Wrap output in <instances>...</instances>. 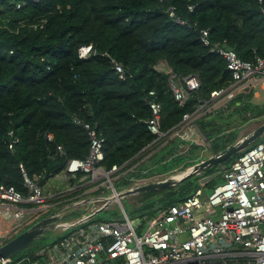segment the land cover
I'll use <instances>...</instances> for the list:
<instances>
[{
    "label": "trees",
    "instance_id": "trees-1",
    "mask_svg": "<svg viewBox=\"0 0 264 264\" xmlns=\"http://www.w3.org/2000/svg\"><path fill=\"white\" fill-rule=\"evenodd\" d=\"M169 5L185 23L170 18ZM261 6L264 0H0V185L25 195L20 163L29 176L42 173L44 183L63 171L67 159L85 158L89 135L75 117L95 126L104 137L101 166L131 160L120 169L115 188L131 185L139 176L175 173L194 164L201 147L191 144L181 153L179 145L186 142L176 136L152 154L140 155L153 138L144 122L150 116L144 98L155 90L162 129L168 130L194 109L198 99H208L211 90L230 84L232 74L225 60L201 42L199 30H209L212 44L254 61L264 57ZM81 45L91 46L87 57L79 56ZM107 54L121 64L125 78ZM159 63H166L179 82L187 75L198 78V87L184 105L173 98L168 73L155 67ZM253 91L249 87L227 101V108L206 111L196 119L212 152L235 142L239 129L257 117L249 113ZM9 131L17 138L12 148ZM48 132L51 139L45 135ZM261 140L264 136L250 146ZM240 153L175 185L142 192L139 201L143 207L155 202L168 207L191 194L198 187L192 180L199 177H207L206 187L211 183V189L222 181L221 167H229ZM78 177L70 183H81ZM86 188H91L88 197L108 190L92 184ZM52 210L17 226L0 239V245ZM116 213L103 220H113ZM45 243L37 239L20 252L31 257Z\"/></svg>",
    "mask_w": 264,
    "mask_h": 264
},
{
    "label": "built area",
    "instance_id": "built-area-1",
    "mask_svg": "<svg viewBox=\"0 0 264 264\" xmlns=\"http://www.w3.org/2000/svg\"><path fill=\"white\" fill-rule=\"evenodd\" d=\"M188 9L192 10L193 5ZM260 9L264 17V6ZM167 11L173 21L185 23L176 16L173 5H169ZM199 37L204 45L225 60L232 82L211 90L208 99H198L195 108L185 112L168 130L162 129L161 103L156 92L149 90L144 99L150 116L144 122L153 138L140 150V155L173 136L188 139L200 115L218 106L227 108V101L245 86L249 88L255 81L264 80V57L243 60L233 49L212 44L206 28L199 30ZM78 52L79 56L87 57L91 46L81 45ZM109 58L120 77L125 78L121 64L113 57ZM155 67L168 73L173 98L179 105H184L190 91L198 87V78L187 75L179 82L166 63ZM74 121L87 129L88 154L83 159H67L63 171L52 177L71 180L81 173L79 181L93 187L104 186L110 194L98 196L99 204L95 210L116 201L121 206L122 217L114 221H91L87 217L60 220V226L56 228L58 236L37 248L33 256H24L25 264H264V140L244 148L228 168H223L221 183L209 191L199 186L181 202L160 208L157 214L147 218L146 228L138 232L142 221L135 223L130 219L122 197L118 195L121 190L114 186V180L122 175L120 169L131 160L112 164L110 168L101 166L104 137L89 122L77 117ZM9 134L13 136L12 131ZM45 135L48 139L53 137L51 132ZM16 141V137L11 138L8 147L12 148ZM58 148L63 152L61 146ZM19 167L27 193L24 195L13 186L0 185V223L17 222L25 213L43 207L51 198L44 193V183L40 181L42 173L29 176L22 163ZM132 184L127 188L138 182ZM77 186L74 183L71 188ZM2 237L6 236L0 234ZM20 262H15L11 256L0 260V264Z\"/></svg>",
    "mask_w": 264,
    "mask_h": 264
},
{
    "label": "water",
    "instance_id": "water-1",
    "mask_svg": "<svg viewBox=\"0 0 264 264\" xmlns=\"http://www.w3.org/2000/svg\"><path fill=\"white\" fill-rule=\"evenodd\" d=\"M264 136V117L262 122L257 125L252 131L245 134L235 142L229 144L224 149L213 153L212 155L198 161L191 166H189L185 171L180 174V177H175L176 175H170L164 179L150 181L148 183L138 184L133 187L121 190L118 195L120 197H125L130 194H135L144 191L157 190L161 188H166L171 185H175L186 177H190L193 174L198 173L206 167L212 166L214 164H220L227 160L229 157L236 155L238 152L242 151L244 148L249 146L252 142ZM82 201H75L72 204H79ZM107 205L100 206L91 217L95 216L98 212L103 211ZM61 216L57 214V209L46 214L45 216L39 218L34 223H32L28 228L24 229L8 241L0 245V260L12 256L13 254L29 247L37 239L45 240L47 233L59 227V223L56 222Z\"/></svg>",
    "mask_w": 264,
    "mask_h": 264
},
{
    "label": "crops",
    "instance_id": "crops-1",
    "mask_svg": "<svg viewBox=\"0 0 264 264\" xmlns=\"http://www.w3.org/2000/svg\"><path fill=\"white\" fill-rule=\"evenodd\" d=\"M255 82H258V81H255ZM254 82V83H255ZM253 83V84H254ZM253 84H252V86H253ZM247 89H249V88H247V86H245L240 92H238L237 94H239V93H241V92H246V90ZM254 93V92H253ZM236 94V95H237ZM235 95V96H236ZM234 96V97H235ZM190 97V96H189ZM217 106V105H216ZM219 107H221V106H218V107H215V108H212L211 110H209L210 112H212V111H216ZM195 108V107H194ZM196 122V121H195ZM177 138H179V139H181L183 142H186L185 144H180L179 146H180V151L179 152H184L185 150H187V148L191 145V144H196V145H199L201 148H200V157H199V159H196V161H195V163L196 162H198V161H201V160H203L204 158H206L205 157V154H206V151L208 152V155L210 156V155H212L214 152H212L211 150H210V143H209V141L205 138V136L201 133V131L199 130V128H198V125H197V123H196V127L195 128H192L191 129V134H190V136H189V138L188 139H183V138H180L179 136H176ZM172 138H174V136L172 137ZM172 138H170V139H172ZM169 139V140H170ZM206 140V143H203V140ZM239 139V138H238ZM238 139H236V140H238ZM168 140V141H169ZM167 143V141L166 142H164L163 144H159V145H157L153 150H151V151H149L148 153H147V155L146 156H148V154L150 155V154H152L154 151H156L157 150V148H159V146H162V145H165ZM241 152V151H240ZM185 153V152H184ZM143 159V158H142ZM141 159V160H142ZM221 164V163H220ZM214 165H216V164H214ZM214 165H212V166H214ZM189 166H191V165H189ZM189 166H187V167H185L184 169H182V170H178L177 172H175V175H178V174H181L183 171H185ZM209 167H211V166H209ZM207 168V167H206ZM222 168V171H223V168H228V167H221ZM205 169V168H204ZM203 169V170H204ZM148 170V169H147ZM146 169H143L141 172H146L147 171ZM203 170H201V171H199L198 173H196V174H201L202 173V171ZM176 173H178V174H176ZM171 174H173V173H165V174H153V175H151V176H148V177H144V178H142L141 180H136V181H134V182H138V184H143V183H148V182H150V181H156V180H160V179H164V178H166V177H168V176H170ZM222 174V173H221ZM193 175H195V174H193ZM214 175H215V173H214ZM192 176V175H191ZM51 178V177H50ZM49 178V179H50ZM48 179V180H49ZM223 179V178H222ZM207 177H202L201 178V181H202V183H201V185H206V183H207ZM60 181L62 182V183H67V181H68V183H67V186L68 185H70L69 187H68V189H66V190H59V188H58V190L55 188V185H53V184H50L52 187H54L53 188V191H51V190H47V188H46V184H47V180L44 182V193H45V191H46V193H45V195H47V196H49V197H51L50 199H48L47 201H51L50 203H45L44 204V206L43 207H38L37 208V212H44V211H47V210H49V209H52L53 207H54V205H55V209H57V211H58V215L59 216H61L56 222H59L60 220H75V219H77V218H81V217H87L88 218V220H95L94 218H95V216H93V217H91V215L96 211L95 210V208L97 207V205L99 204V200H98V195L97 196H93V197H91V196H85V195H87V192L88 191H91V188H89V189H84L85 187H86V185H88V184H85V185H83L82 186V184H84L83 182H81V183H77L78 184V186L76 187V189L74 190H72V192H68L67 190H69V188H71L72 187V184H70V180H65V179H63V178H61L60 177ZM65 181V182H64ZM206 182V183H205ZM137 184V185H138ZM172 186V185H171ZM200 185H198V187H199ZM197 188V187H196ZM150 191H152V190H150ZM66 192V194L64 195V193ZM144 192H146V191H144ZM76 193V194H75ZM135 194H138V193H135ZM63 195V196H62ZM62 196V197H61ZM82 196V197H81ZM84 196L85 197H87L86 199H84ZM99 197H100V195H99ZM76 198H80V200L79 201H81L82 200V202L81 203H79V204H77V205H75V204H71L72 203V200H74V199H76ZM72 199V200H71ZM70 200H71V202H70ZM77 200V201H78ZM183 200V199H182ZM181 200V201H182ZM180 201V202H181ZM177 203H179V202H177ZM54 204V205H53ZM61 205V206H60ZM160 208H163V207H158V210L160 209ZM54 208H53V211L55 210ZM105 209H106V207H105ZM34 210H36V209H34ZM157 210V211H158ZM157 211H156V213L155 214H157ZM32 213V212H31ZM50 213V212H49ZM155 214H152V215H155ZM29 216H30V212H28V213H25L24 215H23V217L22 218H20L19 219V221H13V223H12V225L13 224H15V222L18 224L20 221H22V220H24V219H28L29 218ZM120 217H122V215H121V212L119 213V214H117V215H115L114 216V218H113V220H110V221H114V220H120L121 218ZM98 220H100V219H98ZM108 221V220H107ZM17 224L16 225H13L11 228H13L14 227V229H17L16 227H17ZM10 228V229H11ZM58 228V227H57ZM6 236H8V235H6ZM2 238H4V237H2ZM1 238V239H2Z\"/></svg>",
    "mask_w": 264,
    "mask_h": 264
},
{
    "label": "rangeland",
    "instance_id": "rangeland-1",
    "mask_svg": "<svg viewBox=\"0 0 264 264\" xmlns=\"http://www.w3.org/2000/svg\"><path fill=\"white\" fill-rule=\"evenodd\" d=\"M251 88L254 90L253 91L254 93H253V95H252V97L250 99L251 107H249V108H251V110H250L249 113H250V115L257 116V117L253 118L252 122H249L244 127L239 129L237 139L241 138L245 134H247L250 131H252L257 125H259L262 122V118L264 117V80H258V82H255L253 84V86H251ZM203 143H206L205 139L203 140ZM208 156H209L208 152L206 151L205 157H208ZM173 174H175V173H173ZM173 174H171V175H173ZM142 178H144V177L143 176H139L138 178H136V180H141ZM200 178L201 177H199L198 180H196V179L192 180V183L195 186L196 185H200L206 191H209V188H210L209 186H211L210 185L211 183L210 184L208 183L207 187H206V185L205 186L201 185L202 181H201ZM48 179H46L48 181L47 184H46L47 190L53 191L54 187H52L50 184L55 185V188L57 190H58V188H59V190H66L70 186V185L67 186L68 181H67V183L65 181H64L65 183H62L60 181V178H57V177H51L49 180ZM85 184H87V183L85 182L84 184H82V186L85 185ZM131 185H134V184H131ZM128 186L127 185L126 186L123 185L122 187L121 186H116V188H117V190H123V189H126ZM102 187H104V186H102ZM73 189L75 190L76 187L75 188H69V190H67V191L68 192H72ZM103 192H107V194H110V190L103 191ZM45 193H46V191H45ZM140 193H142V192H139L138 194H130V195H127V196L122 198V204L124 205L125 211L128 213L130 219L133 222H135V223L138 222V221H142V224L139 227L138 232H142L146 228L147 218H149L152 214H155L156 213L155 210L158 207H161L159 202L153 203L150 207H143V205H141L142 203L139 201V199L141 197ZM65 194H66V192L64 193V195ZM86 198L87 197L84 196V199H86ZM79 200H80V198H79ZM75 201H77V200L72 201V203L75 202ZM47 202L50 203L51 201H46L45 203H47ZM53 208L55 209V205H54ZM107 208H109L110 211H107V212L100 211V212H98L95 215V217H96L95 220L96 219H100V220L109 219V218H111V214L112 213H116L117 212L116 214H119L121 212V206H119L116 201H112L107 206ZM41 213H43V212L39 213V212H37V209L32 211V213H30L29 218L20 221L17 224V226L23 225V224L31 221L35 217H40ZM112 218H114V216ZM12 223H13V221H8L7 223L5 221H2L0 223V234H4V236H6L11 231L16 230V229H14V227L11 228ZM58 232H59V230H56V229H53L52 231L48 232L47 233V237H46L45 240L47 242H50L51 240L54 239L55 233H58ZM21 251H23V250H21ZM12 256H13V260L15 262L20 260L21 261L20 264H25L26 263V261L23 260L24 255L22 254V252L19 251V252L13 254Z\"/></svg>",
    "mask_w": 264,
    "mask_h": 264
},
{
    "label": "bare ground",
    "instance_id": "bare-ground-1",
    "mask_svg": "<svg viewBox=\"0 0 264 264\" xmlns=\"http://www.w3.org/2000/svg\"><path fill=\"white\" fill-rule=\"evenodd\" d=\"M176 174H178V173H176ZM175 177H176V178H177V177H180V174L176 175Z\"/></svg>",
    "mask_w": 264,
    "mask_h": 264
},
{
    "label": "flooded vegetation",
    "instance_id": "flooded-vegetation-1",
    "mask_svg": "<svg viewBox=\"0 0 264 264\" xmlns=\"http://www.w3.org/2000/svg\"><path fill=\"white\" fill-rule=\"evenodd\" d=\"M52 211H53V210H52ZM52 211H51V212H52Z\"/></svg>",
    "mask_w": 264,
    "mask_h": 264
}]
</instances>
